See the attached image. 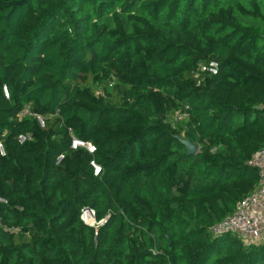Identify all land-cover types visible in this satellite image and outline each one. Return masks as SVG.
Wrapping results in <instances>:
<instances>
[{"label":"trees","instance_id":"trees-1","mask_svg":"<svg viewBox=\"0 0 264 264\" xmlns=\"http://www.w3.org/2000/svg\"><path fill=\"white\" fill-rule=\"evenodd\" d=\"M0 145V264H264V0H0Z\"/></svg>","mask_w":264,"mask_h":264},{"label":"built area","instance_id":"built-area-1","mask_svg":"<svg viewBox=\"0 0 264 264\" xmlns=\"http://www.w3.org/2000/svg\"><path fill=\"white\" fill-rule=\"evenodd\" d=\"M203 70H209L215 74L218 71V64L216 62H211L209 66L203 67ZM5 93L8 94V90L6 88ZM26 114H28V110L25 109L20 113V116L22 117ZM38 120L42 126L45 125L41 116H38ZM28 137L30 138V135H21L19 139L21 142H23ZM71 148L85 149L92 154L96 151V146L91 141L79 138L77 136H72ZM0 151L1 154H5L2 145H0ZM63 158L64 155L59 154L57 156L56 162L59 163ZM90 165L95 176L101 174L102 167L95 159L90 161ZM248 165L253 168H257L259 172L258 188L252 194L246 196L238 203L237 208L232 215L227 216L212 227V231L216 235H222L226 233L237 234L241 241L247 246L258 243L256 242V235L257 231L260 229L262 220L264 219V146L252 156L248 162ZM0 201L5 200L0 198ZM86 210H88L95 218V212L90 208H86L84 209L82 215V219L85 222Z\"/></svg>","mask_w":264,"mask_h":264},{"label":"water","instance_id":"water-1","mask_svg":"<svg viewBox=\"0 0 264 264\" xmlns=\"http://www.w3.org/2000/svg\"><path fill=\"white\" fill-rule=\"evenodd\" d=\"M182 144L185 145L187 154H196L199 150V145L194 144L189 137L182 138L179 137ZM105 220L100 222V224H103ZM87 223V222H86Z\"/></svg>","mask_w":264,"mask_h":264},{"label":"crops","instance_id":"crops-1","mask_svg":"<svg viewBox=\"0 0 264 264\" xmlns=\"http://www.w3.org/2000/svg\"><path fill=\"white\" fill-rule=\"evenodd\" d=\"M258 231H259V234L257 233V235H256L257 238L256 239H257L258 243H259V241L263 242L264 241V224L260 228V230H258Z\"/></svg>","mask_w":264,"mask_h":264},{"label":"rangeland","instance_id":"rangeland-1","mask_svg":"<svg viewBox=\"0 0 264 264\" xmlns=\"http://www.w3.org/2000/svg\"><path fill=\"white\" fill-rule=\"evenodd\" d=\"M176 115H178V117H179L178 119L180 120V119H181V118H180V117H181L180 114L177 113ZM184 138H185V137H184ZM88 213H89V211H88ZM90 215H91V213L89 214V216H90ZM91 216H92V215H91ZM92 220L95 221V218H94L93 216H92ZM87 223H88V222H87ZM92 223H94V222H91V223H89V224H92ZM263 224H264V219L262 220V223H261V225H260V228L263 226ZM259 230H260V229H259ZM257 233L259 234V231H257ZM256 238H257V237H256ZM256 242H258L257 239H256ZM259 242H261V241H259Z\"/></svg>","mask_w":264,"mask_h":264}]
</instances>
